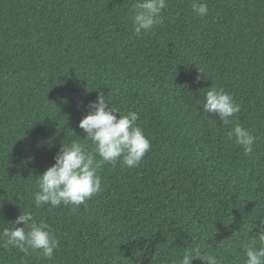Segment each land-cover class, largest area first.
Returning <instances> with one entry per match:
<instances>
[{
  "label": "trees",
  "instance_id": "obj_1",
  "mask_svg": "<svg viewBox=\"0 0 264 264\" xmlns=\"http://www.w3.org/2000/svg\"><path fill=\"white\" fill-rule=\"evenodd\" d=\"M200 2L203 18L167 0L137 38L136 0H0V232L26 210L59 241L47 260L0 240V264H171L197 246L244 264L264 220V0ZM211 87L241 107L227 126L204 113ZM100 92L139 114L151 151L134 168L103 165L86 204L37 208L36 178L62 142L86 138ZM237 123L256 137L251 155L226 136Z\"/></svg>",
  "mask_w": 264,
  "mask_h": 264
},
{
  "label": "clouds",
  "instance_id": "obj_2",
  "mask_svg": "<svg viewBox=\"0 0 264 264\" xmlns=\"http://www.w3.org/2000/svg\"><path fill=\"white\" fill-rule=\"evenodd\" d=\"M167 7V0H136L132 17L136 37L141 38L143 34L152 31L154 26L161 24L162 13ZM191 7L193 13L201 18L207 16L209 11L207 3L200 0H192ZM205 101L204 113L218 115L223 126L229 125L230 118L241 111L234 97L223 89L211 87L206 92ZM88 109V114L79 123L86 138L74 139L67 144L62 142L55 164L36 178L37 190L33 196L37 208L43 205L78 208L103 190L99 175L103 165L110 164L115 167L119 163L134 168L151 151L150 140L137 124V112L122 114L119 108L105 98L103 92L99 93L96 101L88 105ZM226 136L230 140L234 137L236 144L242 146L245 155L254 152L256 137L241 123H237ZM80 140L90 141L91 149ZM12 225L14 227H6L0 232V240L6 247L17 248L25 255L36 252L43 259H53L59 241L47 223H37L32 213L25 210ZM255 228L258 230L257 237L251 238V242L244 245V264H264V220L259 221ZM193 260H200L205 264H221L216 255L205 253L198 246L186 249L182 259H174L171 264H192Z\"/></svg>",
  "mask_w": 264,
  "mask_h": 264
}]
</instances>
